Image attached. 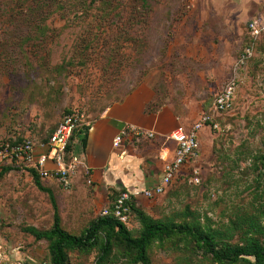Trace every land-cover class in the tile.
Returning <instances> with one entry per match:
<instances>
[{"label":"rangeland","instance_id":"rangeland-1","mask_svg":"<svg viewBox=\"0 0 264 264\" xmlns=\"http://www.w3.org/2000/svg\"><path fill=\"white\" fill-rule=\"evenodd\" d=\"M89 1L0 0V141L28 137L40 144L66 112L90 122L147 84L155 109L169 105L182 125L211 112L219 128L201 132L199 181L185 168L164 193L136 206L155 219L188 212L225 223L234 206L250 202L256 173L249 157L264 151V41L242 59L253 42L249 23L264 21V0H115L120 5L105 20L94 9L81 13ZM231 80L232 108L214 113L212 101ZM80 182L74 198V185L54 193L62 227L76 234L109 206L90 200L91 185L85 177ZM53 212L25 167L0 175V264H50L47 241L24 228H50ZM125 224L139 234L134 212ZM181 252L171 241L155 243L148 254L151 264L201 260H183ZM97 254L70 250L67 264H96ZM106 264H131L122 243Z\"/></svg>","mask_w":264,"mask_h":264},{"label":"trees","instance_id":"trees-1","mask_svg":"<svg viewBox=\"0 0 264 264\" xmlns=\"http://www.w3.org/2000/svg\"><path fill=\"white\" fill-rule=\"evenodd\" d=\"M113 2L115 0H90L81 13H90L94 9L99 13L100 20L108 19L120 5L114 6ZM147 110H155L154 102ZM88 128L89 125H84L72 135L69 151H73V142L78 141L82 149L85 147ZM249 159L251 171L256 173L249 186L252 189L251 200L247 205L234 206L225 223L214 225L207 216L205 222H201L199 217L188 212H182L177 219H155L137 208L133 197L129 201L131 213L136 214L141 225L137 236H133L126 224L113 214H99L78 234L66 231L61 225L53 192L42 185L34 169L25 167L35 185L48 193L54 212L50 228L40 230L27 226L24 230L35 240L47 241L50 264H67L70 250L89 252L92 249L98 250L96 264H106L116 242L123 244L131 264H151L150 247L155 243L165 247L171 241L180 245L183 260H193L200 255L201 260H197L196 264H264V151L258 150ZM14 166L24 167L16 162L3 164L0 175ZM122 191L110 198L109 207Z\"/></svg>","mask_w":264,"mask_h":264},{"label":"crops","instance_id":"crops-1","mask_svg":"<svg viewBox=\"0 0 264 264\" xmlns=\"http://www.w3.org/2000/svg\"><path fill=\"white\" fill-rule=\"evenodd\" d=\"M253 21L264 24L261 20L253 19L251 22ZM155 96L151 86L138 85L124 99L109 105L98 117L89 122L83 149L78 141L74 146V154L83 156L91 168L90 200L96 204H110V198L120 190L140 192L156 185L164 168V161L159 157V153L165 148L168 149L169 158L174 153L175 142L169 139V134L179 127L188 129L192 125L193 122L186 125L179 123L178 117L169 105L156 107L154 111L147 110L149 104L155 101ZM126 124L152 131L154 137L136 139L132 135H126L120 145L114 147V137ZM202 130L199 132V138ZM195 160L196 156L184 164L176 177L188 167L199 171V168L194 165ZM81 178H84L82 173H78L72 182L76 188L70 194L72 198L75 197L76 190L81 184ZM40 181L53 194L59 191V183L56 180L45 178ZM144 197L139 194L134 197V200L142 204Z\"/></svg>","mask_w":264,"mask_h":264},{"label":"built area","instance_id":"built-area-1","mask_svg":"<svg viewBox=\"0 0 264 264\" xmlns=\"http://www.w3.org/2000/svg\"><path fill=\"white\" fill-rule=\"evenodd\" d=\"M249 31L253 42L244 50L242 59H247L252 55L255 41L259 39L264 41V24H259L257 21L250 22ZM234 96V81L231 80L212 101L213 112L230 110L234 103ZM88 124L89 122L84 120L83 113L73 110L62 116L53 132L47 137V140L40 144H36L28 137L20 140H3L0 142V166L16 162L18 165L21 164L24 167L34 169L40 179L52 178L56 180L64 190L71 188L72 182L78 173H82L86 183L91 185V168L83 156L74 154V146L77 142H73V151H69L72 135L82 126ZM204 127L210 129L219 128L213 113L202 112L188 129L179 127L172 131L168 137L175 142L174 153L171 158H169L167 148L159 153V157L164 161V168L158 183L140 192L123 190L113 201L112 207L104 208L100 215L113 214L118 220L126 223L131 214L129 204L131 198L139 194L146 198H152L164 193L182 166L197 155L199 132ZM126 135H132L136 139L141 137L152 138L154 137V132L132 124H126L114 137V147H118ZM193 175V180L199 181L196 169L193 170Z\"/></svg>","mask_w":264,"mask_h":264}]
</instances>
